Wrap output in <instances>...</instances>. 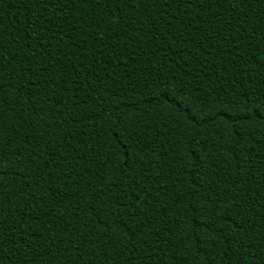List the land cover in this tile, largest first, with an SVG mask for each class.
Returning a JSON list of instances; mask_svg holds the SVG:
<instances>
[{"label":"trees","instance_id":"1","mask_svg":"<svg viewBox=\"0 0 264 264\" xmlns=\"http://www.w3.org/2000/svg\"><path fill=\"white\" fill-rule=\"evenodd\" d=\"M0 264H264V0H0Z\"/></svg>","mask_w":264,"mask_h":264}]
</instances>
